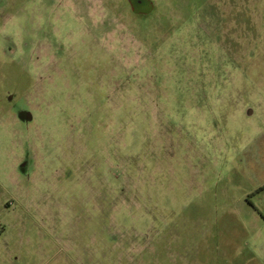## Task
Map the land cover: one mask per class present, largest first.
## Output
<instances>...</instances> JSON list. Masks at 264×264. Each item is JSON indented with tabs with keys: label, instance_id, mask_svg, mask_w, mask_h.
<instances>
[{
	"label": "rangeland",
	"instance_id": "obj_1",
	"mask_svg": "<svg viewBox=\"0 0 264 264\" xmlns=\"http://www.w3.org/2000/svg\"><path fill=\"white\" fill-rule=\"evenodd\" d=\"M144 9L0 0V264H264V0Z\"/></svg>",
	"mask_w": 264,
	"mask_h": 264
},
{
	"label": "flooded vegetation",
	"instance_id": "obj_2",
	"mask_svg": "<svg viewBox=\"0 0 264 264\" xmlns=\"http://www.w3.org/2000/svg\"><path fill=\"white\" fill-rule=\"evenodd\" d=\"M146 1L147 0H128L131 9L137 14H143L146 12L144 9V4ZM21 114L23 117H26L27 113L22 111Z\"/></svg>",
	"mask_w": 264,
	"mask_h": 264
},
{
	"label": "water",
	"instance_id": "obj_3",
	"mask_svg": "<svg viewBox=\"0 0 264 264\" xmlns=\"http://www.w3.org/2000/svg\"><path fill=\"white\" fill-rule=\"evenodd\" d=\"M248 112L251 113V110H249Z\"/></svg>",
	"mask_w": 264,
	"mask_h": 264
}]
</instances>
